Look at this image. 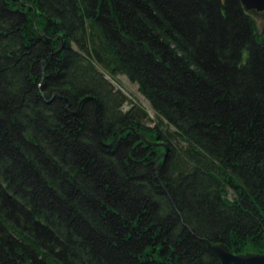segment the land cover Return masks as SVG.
Returning a JSON list of instances; mask_svg holds the SVG:
<instances>
[{
	"label": "trees",
	"instance_id": "obj_1",
	"mask_svg": "<svg viewBox=\"0 0 264 264\" xmlns=\"http://www.w3.org/2000/svg\"><path fill=\"white\" fill-rule=\"evenodd\" d=\"M256 18L241 0H0V264H223L208 241L264 251ZM89 58L139 84L186 158L156 165L128 129L147 130L143 116L120 110Z\"/></svg>",
	"mask_w": 264,
	"mask_h": 264
},
{
	"label": "rangeland",
	"instance_id": "obj_2",
	"mask_svg": "<svg viewBox=\"0 0 264 264\" xmlns=\"http://www.w3.org/2000/svg\"><path fill=\"white\" fill-rule=\"evenodd\" d=\"M255 16H257L256 19L259 29L264 30V12H258L257 14H255ZM90 61V63L99 67L100 72L103 73L104 76L112 83L115 90L120 91L125 95L126 100L121 105L122 107H120V110L123 113H126L132 108L134 109L136 116H143L142 121L143 123H146L149 129H151V132L148 131V128L145 131L138 132L137 128L135 127V133L143 134L146 140L159 143L158 145L150 146L156 149L160 160L165 159L171 152V150V157H173V159L179 158L178 156L180 155L186 158V152L188 150L189 144L178 134L177 128L175 126L169 124V122L165 118H162L158 114V112L152 106L150 100L141 92L139 85L133 82L124 73H114L113 71L105 69L93 59H90ZM87 99L90 98L87 97L83 99V101ZM67 103L70 104V100L68 98ZM114 108H117L116 104L114 105ZM158 131L159 133H161V135L159 136ZM138 137V140H140V142H142L144 145H148L145 139L141 138L139 135ZM162 137H164L165 139H160ZM162 143H165L168 147L166 148L164 146L165 144ZM171 147L173 149H171ZM164 153L166 154L163 155ZM225 189L226 193L229 194L231 199H233L235 197V192L232 190V188L227 186V188L225 187ZM248 249L253 250L254 252L264 253V251L260 248Z\"/></svg>",
	"mask_w": 264,
	"mask_h": 264
},
{
	"label": "water",
	"instance_id": "obj_3",
	"mask_svg": "<svg viewBox=\"0 0 264 264\" xmlns=\"http://www.w3.org/2000/svg\"><path fill=\"white\" fill-rule=\"evenodd\" d=\"M247 11L255 12L264 10V0H241ZM141 138L145 139L143 134H138ZM148 145H158L159 143L146 140ZM165 144V143H162ZM168 147L166 144L164 145ZM164 153L163 155H165ZM159 158V157H158ZM209 249L223 264H264V253L248 251L245 253L233 252L225 243L208 241Z\"/></svg>",
	"mask_w": 264,
	"mask_h": 264
},
{
	"label": "bare ground",
	"instance_id": "obj_4",
	"mask_svg": "<svg viewBox=\"0 0 264 264\" xmlns=\"http://www.w3.org/2000/svg\"><path fill=\"white\" fill-rule=\"evenodd\" d=\"M242 2V1H241ZM243 4V3H242ZM253 13H255V14H257L258 12L257 11H255V12H253ZM256 20V19H255ZM258 26V25H257ZM259 28V27H258ZM261 30V29H260ZM261 33H264V30H263V32L261 31ZM86 66H88V65H86ZM98 69H99V67H98ZM99 71H100V69H99ZM114 73H124V74H126L125 72H123V71H116V72H114ZM134 82V81H133ZM135 83H137V82H135ZM138 84V83H137ZM139 85V84H138ZM118 92H120V91H118ZM119 97L123 100V101H125L126 100V97H125V95L122 93V92H120V94H119ZM116 99V98H115ZM109 106H112V105H109ZM100 107H101V104H100V101L99 100H96V115L99 117V115H100ZM120 107H122V106H120ZM105 109H106V107H105ZM129 111H133L134 112V109H130ZM135 113V112H134ZM101 127V126H100ZM129 126H127V128H128ZM130 131H133V132H136V129H135V126L134 127H129L128 128ZM123 130H125V129H123ZM122 130V131H123ZM160 163V158H157V160H156V165H158ZM157 167V166H156Z\"/></svg>",
	"mask_w": 264,
	"mask_h": 264
}]
</instances>
